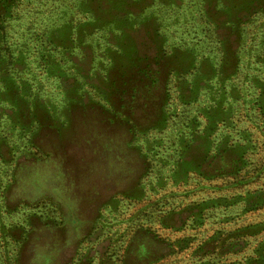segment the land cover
<instances>
[{
    "label": "rangeland",
    "instance_id": "374dc122",
    "mask_svg": "<svg viewBox=\"0 0 264 264\" xmlns=\"http://www.w3.org/2000/svg\"><path fill=\"white\" fill-rule=\"evenodd\" d=\"M0 264H264V0H0Z\"/></svg>",
    "mask_w": 264,
    "mask_h": 264
},
{
    "label": "crops",
    "instance_id": "0c3cea01",
    "mask_svg": "<svg viewBox=\"0 0 264 264\" xmlns=\"http://www.w3.org/2000/svg\"><path fill=\"white\" fill-rule=\"evenodd\" d=\"M107 159H112V158L108 157Z\"/></svg>",
    "mask_w": 264,
    "mask_h": 264
}]
</instances>
